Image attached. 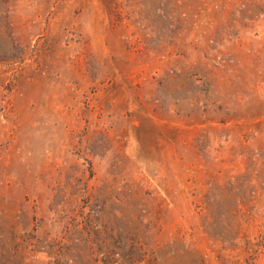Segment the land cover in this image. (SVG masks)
<instances>
[{
    "label": "rangeland",
    "instance_id": "1",
    "mask_svg": "<svg viewBox=\"0 0 264 264\" xmlns=\"http://www.w3.org/2000/svg\"><path fill=\"white\" fill-rule=\"evenodd\" d=\"M0 264H264V0H0Z\"/></svg>",
    "mask_w": 264,
    "mask_h": 264
}]
</instances>
